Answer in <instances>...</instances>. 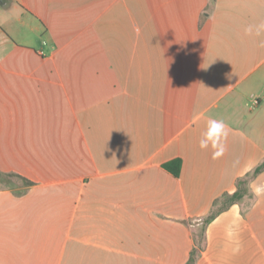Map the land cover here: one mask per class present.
Segmentation results:
<instances>
[{
	"label": "crops",
	"instance_id": "1",
	"mask_svg": "<svg viewBox=\"0 0 264 264\" xmlns=\"http://www.w3.org/2000/svg\"><path fill=\"white\" fill-rule=\"evenodd\" d=\"M259 23L264 0H1L0 172L30 184L0 180V264H264Z\"/></svg>",
	"mask_w": 264,
	"mask_h": 264
},
{
	"label": "clouds",
	"instance_id": "2",
	"mask_svg": "<svg viewBox=\"0 0 264 264\" xmlns=\"http://www.w3.org/2000/svg\"><path fill=\"white\" fill-rule=\"evenodd\" d=\"M139 31V29H137ZM245 35L251 36L255 35L257 37L264 34V23H259L256 25H250L244 30ZM258 47L264 48V40H261ZM220 135H227L226 125L222 120L211 119L208 122L207 130L202 134V139L200 140L201 149L209 147V144ZM214 153V158H215Z\"/></svg>",
	"mask_w": 264,
	"mask_h": 264
},
{
	"label": "trees",
	"instance_id": "3",
	"mask_svg": "<svg viewBox=\"0 0 264 264\" xmlns=\"http://www.w3.org/2000/svg\"><path fill=\"white\" fill-rule=\"evenodd\" d=\"M164 166L175 176H178L180 174V170H181V159H174V160H171L167 163L164 164ZM264 167V162L255 169L254 171V174L256 172H258L259 170H261L262 168ZM1 173V172H0ZM2 174H7V175H10V176H17L15 174H12V173H2ZM23 181H25V184H30V181H28L27 179H24L23 178ZM244 182V181H243ZM243 191L245 192L246 189L244 186H241L239 187L233 194L231 195H228L224 198V203H231L235 200H237L238 198H240L243 194ZM215 214V212H213L209 217H213ZM192 260V257L190 259V261Z\"/></svg>",
	"mask_w": 264,
	"mask_h": 264
},
{
	"label": "rangeland",
	"instance_id": "4",
	"mask_svg": "<svg viewBox=\"0 0 264 264\" xmlns=\"http://www.w3.org/2000/svg\"><path fill=\"white\" fill-rule=\"evenodd\" d=\"M0 180L1 182L3 183H6L8 185H11V184H17L19 186H22V184L25 183V181L15 177V176H10V175H7V174H2L0 173ZM24 182V183H23ZM202 233L199 232L198 236H199V239L201 238V235Z\"/></svg>",
	"mask_w": 264,
	"mask_h": 264
},
{
	"label": "built area",
	"instance_id": "5",
	"mask_svg": "<svg viewBox=\"0 0 264 264\" xmlns=\"http://www.w3.org/2000/svg\"><path fill=\"white\" fill-rule=\"evenodd\" d=\"M255 104H257V99H254L251 103H249V106L252 108Z\"/></svg>",
	"mask_w": 264,
	"mask_h": 264
},
{
	"label": "water",
	"instance_id": "6",
	"mask_svg": "<svg viewBox=\"0 0 264 264\" xmlns=\"http://www.w3.org/2000/svg\"><path fill=\"white\" fill-rule=\"evenodd\" d=\"M0 2H1V0H0Z\"/></svg>",
	"mask_w": 264,
	"mask_h": 264
}]
</instances>
